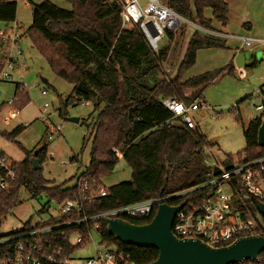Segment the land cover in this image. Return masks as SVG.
Returning a JSON list of instances; mask_svg holds the SVG:
<instances>
[{"label": "trees", "instance_id": "1", "mask_svg": "<svg viewBox=\"0 0 264 264\" xmlns=\"http://www.w3.org/2000/svg\"><path fill=\"white\" fill-rule=\"evenodd\" d=\"M65 1L70 4V8L59 7L49 0L32 3V23L24 35L30 37L33 46L46 59L54 73L73 85L72 92L61 99L59 114L65 116L70 106L83 102L91 105V132L84 137L80 151L81 155L86 144L91 142L90 163L78 175L74 185L66 186L64 183L51 186L42 173L48 145L44 144L34 152L26 150L25 159L15 163V179L8 189L0 191V225L7 213L21 203L22 188L31 197L45 193L50 200L61 204L67 199L81 196L83 187L78 184L80 180L83 183L86 181L91 189L102 187L101 178L114 170L120 159L119 153L131 167V179L106 188L105 196L98 197L92 204L85 203L80 211H74L70 216L52 217L35 224L29 219L20 230L0 235V238L16 237L46 226L55 227L40 238L18 237L0 248L12 254L15 244L23 242L26 245V255L40 259L39 253L32 250L29 243L49 241L53 246L63 247L65 254L70 255L76 248L86 244L89 239L87 233L98 226L101 244L117 245L130 254L131 262L146 264L158 257V250L121 243L109 234L104 219L94 218L80 224L66 223L208 181L212 174L204 163L203 148L210 144L198 129H189L177 122L167 125L172 114L163 106L162 99L177 98L191 104L198 100L217 77L224 73H235V65L230 62L216 71H206L183 80L182 73L196 63L198 50L226 46L225 40L194 30L177 74L167 78L162 64L168 58L171 45L161 47L159 53L155 54L137 26L123 28L118 0ZM164 2L206 29H216L215 22L225 25L228 20L229 4L226 0ZM207 9H211L212 17L206 16ZM16 16L17 3L0 0V21L10 23L16 20ZM186 30L184 27L180 33L168 32V35L172 41L178 34L184 40ZM2 52L3 45L0 41V53ZM256 63L255 61L253 65ZM1 68L0 63V70ZM14 96L21 100L20 109L30 101L28 89L20 83H15ZM232 112L242 125L245 148L229 157L242 160L245 156L246 160H252L263 156L264 147L258 144V133L264 112L251 119L247 126L242 121L238 106L233 107ZM25 127L27 126L23 124L18 125L11 132L3 131L2 135L15 139ZM32 158L40 163L38 170H34ZM78 160V155L70 159L72 162ZM209 192L210 187H205L188 194L183 200L200 202ZM150 219L130 221L144 224ZM78 233L83 235V241L72 245L70 238ZM41 264L46 263L41 261Z\"/></svg>", "mask_w": 264, "mask_h": 264}, {"label": "rangeland", "instance_id": "2", "mask_svg": "<svg viewBox=\"0 0 264 264\" xmlns=\"http://www.w3.org/2000/svg\"><path fill=\"white\" fill-rule=\"evenodd\" d=\"M17 3L16 20L10 23L0 21V30L13 27L17 22L20 27L17 29L20 35H24L32 23V3H39L42 0H10ZM62 8H70V4L65 0H49ZM237 3V0H227ZM239 19L230 16V30L237 34H247L241 31L240 22L250 17H256L259 23H264V0H246L244 13H239ZM248 15V17H244ZM206 16L212 17L211 9L206 10ZM215 27L224 30L223 25L214 23ZM187 32L184 40L177 35L174 41L168 33L159 42L160 47L171 45L167 60L162 64V70L167 78L174 77L180 66V62L185 54L187 43L194 32L192 26L186 27ZM182 30V29H181ZM179 30L176 33H180ZM230 46L240 44L238 41L229 40ZM17 47L22 49L26 55L29 68L23 73L13 72L12 81L0 82V149L7 157L15 163H19L26 157V150L34 152L44 144L48 145L47 159L43 163L42 173L50 181V185L66 184L72 186L76 183L80 175L90 163L91 142L86 144L84 152L80 155L83 139L91 132L89 114L92 111L88 103H80L70 106L67 114L60 115L59 108L61 99H65L71 92L73 85L60 78L50 68L46 59L33 46L29 36L24 35L18 41ZM225 48V49H224ZM224 48L211 47L198 50L196 63L189 69L183 71L182 79L200 75L206 71H216L225 67L228 62V51ZM241 71L244 75H241ZM22 77L23 82L29 92L30 101L21 108L18 118L10 124L5 125L1 117L8 111V107H1L12 100L15 92V82H19ZM43 78L47 83L43 82ZM46 93L43 94L42 91ZM198 101L203 105L200 110L193 112V117L198 125L199 132L205 136L206 140L214 151L219 150L217 158L223 160L225 156L235 155L245 148L242 125L233 116L232 108L238 106L241 118L245 126L249 121L260 116L263 110H257L256 105L264 102V61L257 55V63L252 66L238 68L235 73H224L217 77L202 92ZM21 100L18 103L20 105ZM205 106L209 107L206 109ZM20 108V107H19ZM68 118H78V122L69 121ZM28 125L15 138L9 139L2 135L3 131L11 132L18 125ZM60 128L49 138L47 131L51 128ZM207 145L203 148L207 149ZM79 157L78 161H70L73 156ZM80 155V156H79ZM209 160L211 157L206 156ZM40 165V163H39ZM41 166V165H40ZM131 167L122 156L114 170L101 178L102 187L108 188L114 184L131 179ZM21 203L7 213L0 225V235H6L11 231L20 230L26 221L32 219V224L45 222L56 217L59 204L42 193L38 197H31L29 192L22 188L20 190ZM44 210V211H43ZM78 235L73 234L71 241L76 243ZM100 246V236L93 227L91 235L86 244L76 248L72 252L71 258L83 260L96 253V248Z\"/></svg>", "mask_w": 264, "mask_h": 264}, {"label": "built area", "instance_id": "3", "mask_svg": "<svg viewBox=\"0 0 264 264\" xmlns=\"http://www.w3.org/2000/svg\"><path fill=\"white\" fill-rule=\"evenodd\" d=\"M118 2L121 7L122 27L137 26L144 34L148 47L155 54L159 53L161 48L159 42L168 32L176 33L187 26H192L194 30L223 39L226 42L229 40L238 41L242 48H264V36L203 28L169 7L164 0H118ZM19 27L20 25L15 22L13 27L0 30V41L3 45V52L0 53L2 65L0 82L12 81L14 71L23 73L29 68L26 55L22 49L17 47L18 41L23 37L17 31ZM240 73L244 75L243 71ZM15 83L26 86L22 77L19 82ZM42 93L45 94L46 91L43 90ZM19 101L18 97H14L5 104V107L9 108L1 117V121L5 125L19 117L21 112L18 107ZM162 104L172 114L167 125L177 122L184 124L189 129H198L193 117V112L203 107L198 100L187 104L183 100L169 97L162 99ZM205 108L209 109L207 106ZM256 109L263 110L264 102L257 104ZM55 131H60V128H51L47 131L49 138L54 135ZM203 153L204 163L212 174L208 181L157 198L115 207L97 216L84 217L66 224H80L94 218L120 217L129 221L148 219L154 216L161 203L178 205L185 201L186 204L176 213L173 222V231L180 238L201 239L212 246H220L241 237L264 234V217L259 211V204H264V155L252 160H246L245 156L242 160H238L234 157L230 158L228 155L220 160L217 158L220 151H214L211 146H208ZM119 155L123 156L120 153ZM206 156L211 157L212 160ZM15 176V162H12L0 151V191L8 189ZM78 184L83 187L81 196L77 199H67L59 204L56 217L70 216L72 212L80 211L85 203L92 204L98 197L107 194L105 187L91 189L86 181L83 183L81 180ZM205 187H210V192L202 201L183 200L188 194ZM171 201L176 202L170 203ZM54 227H41L16 237L0 238V246L18 237L36 236L40 238L42 235L50 233ZM94 227L98 229V226ZM77 235L76 243L70 239L72 245L83 241V235L80 233ZM87 235L90 237L91 231ZM29 245L32 250L39 253L41 260L36 259L40 263L41 261L46 264H126L131 262L130 254L117 245L100 243V246L96 248L95 255L83 260L71 258V255L65 254L63 247L53 246L49 241L40 244L29 243ZM28 256L26 255V245L23 242L15 244L12 254H8L0 248V264H28ZM237 264H264V251L256 259L245 260Z\"/></svg>", "mask_w": 264, "mask_h": 264}, {"label": "water", "instance_id": "4", "mask_svg": "<svg viewBox=\"0 0 264 264\" xmlns=\"http://www.w3.org/2000/svg\"><path fill=\"white\" fill-rule=\"evenodd\" d=\"M255 61L246 60L245 54L239 52L235 58L236 67H248ZM43 82L47 80L42 79ZM78 122V118H68ZM258 144L264 147V118L258 133ZM34 170L40 168L36 158L31 159ZM186 204H159L154 216L144 224L115 217L105 218L107 230L116 240L125 245L136 247H153L159 252L158 257L146 264H237L245 260L256 259L264 251V234L241 237L229 244L212 246L201 239L180 238L173 231L176 213ZM259 211L264 217V204H259ZM28 264H41L32 255ZM126 264H136L128 262Z\"/></svg>", "mask_w": 264, "mask_h": 264}, {"label": "crops", "instance_id": "5", "mask_svg": "<svg viewBox=\"0 0 264 264\" xmlns=\"http://www.w3.org/2000/svg\"><path fill=\"white\" fill-rule=\"evenodd\" d=\"M226 2L229 4V13H228V20L226 22L225 25H223L225 32H232V33H236L232 30H230V16H234L236 19H239V14L235 13L233 11V9H236L237 12L239 13H244V12H240L243 11L244 9V5L246 0H237V3H233L231 5L230 2H228L226 0ZM244 17H248V15H244L242 14ZM219 24V23H218ZM241 24V31H245V33L247 34H251V35H261L264 36V23H259V20L256 17H250L249 19L247 18V20L245 21V19L243 21L240 22ZM221 25V24H220ZM215 27V25H214ZM216 28V27H215ZM218 29V28H216ZM220 30V29H218ZM187 32V30H186ZM226 51H228V62H233L235 67V58L236 55L239 52H243L245 54L246 60H250V61H256L257 62V55H260V60L264 61V48H258V49H248V48H242L240 44H236V45H232L230 46V44L228 43V41L226 42ZM225 49V48H224ZM1 90H0V94H1ZM17 127V126H16ZM0 151L5 154V152L0 149ZM6 155V154H5ZM7 156V155H6Z\"/></svg>", "mask_w": 264, "mask_h": 264}]
</instances>
